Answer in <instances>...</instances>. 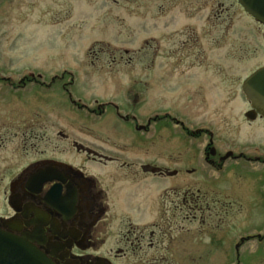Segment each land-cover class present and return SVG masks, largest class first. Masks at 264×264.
Segmentation results:
<instances>
[{
  "label": "flooded vegetation",
  "instance_id": "obj_1",
  "mask_svg": "<svg viewBox=\"0 0 264 264\" xmlns=\"http://www.w3.org/2000/svg\"><path fill=\"white\" fill-rule=\"evenodd\" d=\"M148 8L154 32L148 89L138 87V77L123 87L114 73L89 74L87 80L100 75L116 86L102 98L73 93L69 71L18 79L0 73L10 98L0 116V232L32 246L0 247V264H43V257L51 264H203L204 236L218 249L228 208L264 204V115L246 85L264 66L243 81L238 99L231 80L213 104V92L204 91L214 83L199 77L182 88L179 112L157 107L147 97L160 91L156 30H174L168 36L194 51L185 57L193 69L207 63L204 30L216 47L220 19L232 18L220 0H149ZM218 69L214 76L226 80L231 72ZM59 121L79 126L77 138L60 131L46 139L38 131ZM43 143L51 146L40 150ZM248 171L259 176L249 181ZM225 175L228 193L210 188ZM231 216L228 236L237 251L253 241L264 247V222L237 236L236 220L248 217Z\"/></svg>",
  "mask_w": 264,
  "mask_h": 264
},
{
  "label": "rangeland",
  "instance_id": "obj_2",
  "mask_svg": "<svg viewBox=\"0 0 264 264\" xmlns=\"http://www.w3.org/2000/svg\"><path fill=\"white\" fill-rule=\"evenodd\" d=\"M116 1L119 4H115ZM220 2L229 7L232 20L223 23L220 19L214 31L218 41L216 47L211 46V38L207 39L208 30H204L203 36L206 38L201 54L207 58V63L202 67L190 69L189 60L185 57L195 53L180 47L174 36H168L174 30H156L157 39L162 41L161 46L155 48L158 58L153 72L156 73L154 83L160 91L147 94V97L151 94L152 98L148 97L149 103L153 101L157 107L165 106L179 112L186 101L182 88L199 77L211 78L208 81L214 83V88L204 91L207 97L208 93L213 92L212 96L209 94L213 104L217 102L219 105L231 80L235 82L238 99L243 81L252 71L264 66V26L248 16L238 0ZM148 4L149 0H0V73L18 79L26 73L49 75L69 71L76 78L75 84L69 86L73 93L102 98L113 94L116 86L97 79L100 75L87 80L91 76L89 74L114 73L111 76L117 79L113 82L120 81L123 87H128L130 81H135L132 78L138 77V87L148 89L149 86L145 84L150 82V57L154 52L150 42L154 32L151 31ZM205 28L200 26L197 29ZM164 33L165 36L161 38ZM179 57L185 60L182 65L175 64V59ZM219 67L231 72L226 80L214 76L221 71ZM181 72L186 75L180 77ZM71 81L66 79L63 84ZM61 85L57 83L54 88ZM4 87L7 85L0 82V116L10 101ZM25 104L23 101L22 111H26ZM23 118L31 119L30 116ZM38 131L44 133L46 139L53 140L60 131L76 139L79 126L68 128L59 121L57 128L46 127ZM249 140L252 139L241 142ZM47 145L51 146L50 143ZM47 145L41 144L40 150L46 149ZM243 173L249 176V181L259 176L256 172ZM229 185L228 176L225 175L210 188L228 193L225 188ZM227 210L229 215L220 225L216 236L220 239L218 249H215L216 244L211 242L210 237L204 236L202 263L264 264V247L253 241L237 251L238 244L235 246L231 243L228 236L231 215L248 217L236 220L237 236L246 235L248 229L261 226L264 222V204ZM210 243L213 245L208 246Z\"/></svg>",
  "mask_w": 264,
  "mask_h": 264
},
{
  "label": "water",
  "instance_id": "obj_3",
  "mask_svg": "<svg viewBox=\"0 0 264 264\" xmlns=\"http://www.w3.org/2000/svg\"><path fill=\"white\" fill-rule=\"evenodd\" d=\"M240 5L254 17L257 21L264 24V0H239ZM246 85H250L255 92L251 94V98L256 104L261 106V112L264 115V68L255 73ZM0 247L1 248H30L29 244L22 243L13 237H8L0 232ZM32 254L28 253V257ZM43 264H51L45 257H43ZM41 262V259L38 261Z\"/></svg>",
  "mask_w": 264,
  "mask_h": 264
}]
</instances>
